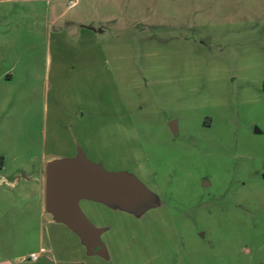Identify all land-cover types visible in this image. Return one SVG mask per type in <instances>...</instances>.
<instances>
[{
  "label": "rangeland",
  "instance_id": "374dc122",
  "mask_svg": "<svg viewBox=\"0 0 264 264\" xmlns=\"http://www.w3.org/2000/svg\"><path fill=\"white\" fill-rule=\"evenodd\" d=\"M77 22H108L98 51L122 62L72 71ZM180 28L188 40L171 41ZM56 38L68 59L47 90ZM0 53V70L15 69L0 82V156L28 144L38 168L46 133V153L68 154L52 143L53 129L74 138L65 116L54 126L55 99H80L89 160L149 192L153 209L139 218L81 204L109 227L111 264H264V0H0Z\"/></svg>",
  "mask_w": 264,
  "mask_h": 264
},
{
  "label": "crops",
  "instance_id": "0c3cea01",
  "mask_svg": "<svg viewBox=\"0 0 264 264\" xmlns=\"http://www.w3.org/2000/svg\"><path fill=\"white\" fill-rule=\"evenodd\" d=\"M72 4L74 5V3ZM58 17L59 16L55 17L54 21H56ZM89 23L88 25H82L77 22L74 35L75 38L72 39L75 40L74 44L76 50L74 53L76 54L72 55V59L70 58L72 60L71 70L78 69L79 65H82V71L85 69L90 70V68L92 69L97 65V61L107 68L111 61L117 64L122 62L121 54L116 53L114 57L115 60H110V49L98 51L99 48L97 44L100 40V36L103 37L110 31L107 26L108 22L99 23L97 25H93L92 22ZM181 29L183 28L178 29V33L174 30L176 35H171L173 32H170L168 34L169 39L171 41L188 40L185 34H189L190 32L180 33ZM119 30H122V28H119ZM184 30H186V28ZM120 34L121 33H119V35ZM178 34H181V36H178ZM56 39V48L58 49H56L54 65L57 69L53 75L54 82H51L49 78L52 64L50 48H48L45 53L46 65L43 73V85L47 90L53 87L59 88L61 86L63 75L61 69L58 67H63L64 60L68 59L65 57L64 52L59 49V38ZM51 42L52 34L50 32L48 36V45ZM6 57L7 54L0 53L1 62ZM26 60L29 61L28 58H26ZM26 60L24 61L25 68L23 70H29L27 74H24V78L27 79L28 82H31V74L29 73L30 66H27L28 62ZM14 71L15 69L13 67H5L3 70H0V82L4 81L5 83H10L15 78ZM89 83L88 81L87 85ZM84 87L85 84L83 88ZM47 90L44 91L43 108L45 128L47 126L48 114ZM86 101L87 104H90L87 98ZM118 101L119 104L122 103L121 97L118 98ZM62 103L63 101L61 99H55L56 109L53 115V119L55 117L54 126L57 128L59 120L65 116L62 121L66 120L69 123L68 125H71V129L74 127V133L72 134L74 138H66L62 133L59 134L58 131H54L55 129L53 128L51 138L55 146L61 145L66 151H69L68 154H59L55 152L46 153L45 148L47 144L51 142L50 139H47V133L45 132L46 134L44 133L45 136L42 144L43 152L40 156L38 168H33L32 170L34 159L30 154H26L30 149V145L28 144L22 147L19 152H16L14 146L8 150V156H0V264H111L107 245L102 240L104 234L109 232V227L92 223L83 212L81 204H97L110 210L123 212L134 218H139L140 215L153 209L149 208L150 206H139L138 198L132 199V201L127 204H123L114 200H108L93 193L78 196L77 206L89 225V238L81 236L66 223L58 220L53 212L46 209L45 187L46 168L48 163L61 159H74L79 154H82L87 161L93 165L99 166L101 169L103 168L102 165L89 160L88 156L82 150L84 143H86V136L89 137L87 131L88 127L86 128L84 121L90 116L86 117L85 109L82 107V104L85 105L86 102L83 101L81 104L80 99H73L68 102L71 106L64 102L66 104L65 107L61 106L64 104ZM106 116L110 115L107 113ZM115 116L116 115H114V117ZM172 124L177 133L176 122H171L169 126ZM118 127L120 129V126ZM77 130H82V132L79 133L80 136H76L78 135ZM76 148L81 150L76 151ZM104 172L108 174H123L134 179L139 184V179L132 173L123 170ZM31 254L38 255L35 261L28 258ZM117 261L119 263L120 259L118 258Z\"/></svg>",
  "mask_w": 264,
  "mask_h": 264
},
{
  "label": "water",
  "instance_id": "95a60500",
  "mask_svg": "<svg viewBox=\"0 0 264 264\" xmlns=\"http://www.w3.org/2000/svg\"><path fill=\"white\" fill-rule=\"evenodd\" d=\"M173 133V124L169 126ZM93 193L108 200L127 204L139 199V206H149V192L123 174H108L79 154L74 159L48 163L46 168L45 205L57 219L89 238V225L77 206L78 196Z\"/></svg>",
  "mask_w": 264,
  "mask_h": 264
},
{
  "label": "built area",
  "instance_id": "2783aa9c",
  "mask_svg": "<svg viewBox=\"0 0 264 264\" xmlns=\"http://www.w3.org/2000/svg\"><path fill=\"white\" fill-rule=\"evenodd\" d=\"M38 255L37 254H31L29 255V259L32 260V261H35L37 259Z\"/></svg>",
  "mask_w": 264,
  "mask_h": 264
}]
</instances>
